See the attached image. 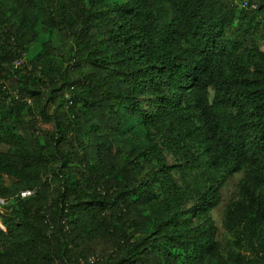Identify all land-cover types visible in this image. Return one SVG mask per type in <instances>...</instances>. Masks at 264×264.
<instances>
[{"label":"trees","instance_id":"16d2710c","mask_svg":"<svg viewBox=\"0 0 264 264\" xmlns=\"http://www.w3.org/2000/svg\"><path fill=\"white\" fill-rule=\"evenodd\" d=\"M262 24L264 0H0V264H264Z\"/></svg>","mask_w":264,"mask_h":264},{"label":"rangeland","instance_id":"374dc122","mask_svg":"<svg viewBox=\"0 0 264 264\" xmlns=\"http://www.w3.org/2000/svg\"><path fill=\"white\" fill-rule=\"evenodd\" d=\"M262 21V20H261ZM261 28H264V24H262ZM169 161L174 162L172 157L169 156ZM244 173L235 175L222 189V203L221 205L213 211V218L217 227V235L218 239L222 244L223 252L226 255V252L230 249V244L232 241L231 235H229L223 227V216L224 209L226 204L230 202L233 198L236 197L237 187L239 181L243 178ZM2 212L0 209V228L3 229V219Z\"/></svg>","mask_w":264,"mask_h":264},{"label":"built area","instance_id":"2783aa9c","mask_svg":"<svg viewBox=\"0 0 264 264\" xmlns=\"http://www.w3.org/2000/svg\"><path fill=\"white\" fill-rule=\"evenodd\" d=\"M248 5H247V2H245L244 4H243V7H247ZM17 65L19 66L20 65V63H17ZM35 192H32V191H28V192H24V193H22V198H28V197H31L33 194H34ZM0 203L1 204H4V202L2 201V200H0Z\"/></svg>","mask_w":264,"mask_h":264}]
</instances>
